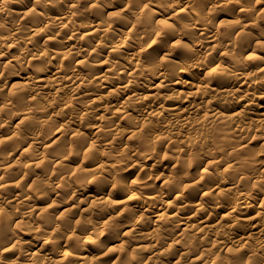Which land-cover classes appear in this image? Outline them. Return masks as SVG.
<instances>
[{"label":"bare ground","instance_id":"bare-ground-1","mask_svg":"<svg viewBox=\"0 0 264 264\" xmlns=\"http://www.w3.org/2000/svg\"><path fill=\"white\" fill-rule=\"evenodd\" d=\"M83 1L87 3L80 7L79 0H0V82L7 79L10 84L8 96L3 100L0 84V109L20 106L14 115L18 123L26 122L24 133L11 129L0 137L1 144L18 140L24 143L19 150L3 153L0 149V174H9L0 179V207L6 205L12 208L10 213H15L11 221L0 219V228L18 224L21 213L27 210L38 220L45 213H53L57 207L54 198L66 181L62 176L55 191L48 187L51 179L60 176L57 169L70 168L69 176L85 166L91 171L98 170L99 164L93 163L89 155L94 154V146L101 141L104 148L99 151V159L106 156V164L114 163L107 155L109 149L113 153H129L136 160L139 167L136 175L120 178L143 179L151 169L156 179L148 183L155 187L141 190L134 186L132 192L142 194L143 199H133L132 193L115 184L107 183L101 188L96 187L94 180L92 186L78 184L80 188L74 190L68 206L55 216L59 220L70 214L79 220L91 210L92 204L102 202L98 207L107 216L101 219L99 212L91 218L99 227V241L88 239L93 234L92 224L77 226L66 240L59 245L50 244L49 248L34 240L32 234L22 232L29 238L26 241H31L23 245L32 258L31 264H107L113 259L101 249L107 239L128 249L126 262L121 252L114 259L123 264H147L143 261L146 256L155 259L154 264H166L164 261L171 260L170 251L177 249V260L172 264H241V260L264 264V191H261L264 184L255 185L260 173H264V162H260L258 170L252 162L264 157V32L247 35L246 27H253L256 21L239 19L236 13H231L232 7L243 8L236 0H195L190 5L184 3L189 0H181L171 7L168 6L171 0H126L145 3L140 10L113 7L107 14L96 11L103 9L99 0ZM261 1L254 0V5ZM162 2L165 9L151 8ZM219 7L231 17L224 22L227 26L224 32L220 31L223 28L220 24H215ZM116 12H120L115 14L120 19L113 22ZM173 15L182 17L179 27L171 22ZM201 16L207 19L202 20ZM185 25L189 27L185 29ZM51 29L54 31L50 32ZM179 29L200 38L194 52L177 46L181 41L175 30ZM243 35L250 43H243ZM37 41L44 47L38 46ZM182 42L192 44L189 35H184ZM103 49L107 54L97 59ZM240 59L246 67L236 65ZM172 63L181 66L178 74L170 67ZM220 68L224 71H219ZM166 70L171 73L168 79L163 75ZM134 79L140 81L136 88ZM105 87L113 89L102 91ZM202 89L211 91L202 95ZM221 97L225 98L224 103ZM226 106L233 109L226 111ZM4 122L3 119L0 125ZM43 123L50 126L49 130L40 129ZM121 123L126 127L120 126ZM83 129H89L90 135ZM81 136L89 138L81 156L69 145L67 155L54 159L53 152L63 142ZM212 136L221 148L207 146ZM123 138L125 145L116 144ZM258 139L262 141L253 149L250 144H259L255 143ZM178 141L182 151L174 156ZM148 144L156 145L151 158L137 156L138 145ZM200 148L212 152L191 167L193 174L198 173L203 179L198 183L184 180L182 190L169 185L168 178L183 171L179 158L188 149ZM162 151L170 155L157 162L155 153ZM21 153L29 156L24 166L15 160ZM168 159L172 166L159 167ZM141 161L145 171L138 165ZM208 164H221L226 182L216 175L217 170H208ZM48 166L52 167L50 171ZM25 168L27 175L42 170V175L34 179L30 195L21 192ZM46 171L48 183L37 189L38 178L43 179ZM241 173L253 176L252 194L241 195L234 210L237 184L247 191L241 183ZM11 176L15 181L7 179ZM42 191H48L49 198L39 199ZM2 192L15 193L5 197ZM112 193L123 197L119 206L118 201L105 197ZM161 194L163 199L159 198ZM112 206L117 207L110 214ZM135 209L137 214L132 217ZM160 220L172 224L162 225ZM109 221L120 223L112 237L106 238L105 225ZM81 234L87 239L82 247L73 239ZM90 247L100 249L90 256ZM200 247H207L205 255ZM3 252L14 257H3ZM18 255L11 246L0 251L7 264H18Z\"/></svg>","mask_w":264,"mask_h":264},{"label":"clouds","instance_id":"clouds-1","mask_svg":"<svg viewBox=\"0 0 264 264\" xmlns=\"http://www.w3.org/2000/svg\"><path fill=\"white\" fill-rule=\"evenodd\" d=\"M17 2H21V0H17ZM181 0H171V3L168 5L169 7L173 5L180 4ZM190 3H195V0H189ZM202 20H206L207 17L201 16ZM189 25H185L184 28L187 29ZM152 31H156V29H153ZM179 34V39L181 43H179L177 46L184 48L190 52H194V47L197 41L200 40L199 37H196L183 29L175 30ZM146 35L148 33H145ZM189 35L190 39L192 40V44L183 43V36ZM231 54V53H230ZM196 55H199V53H196ZM203 58V57H202ZM236 65L241 67H246V64L244 63L243 59L236 60ZM170 67L174 70L175 73H179L182 69L180 65H177L175 63H172ZM219 71H224L223 68H220ZM190 74V73H189ZM165 79H168L171 73H169L167 70L163 73ZM210 83V81H209ZM165 87H168V85H164ZM210 89H202L201 94H205V92H210ZM173 95H176L173 93ZM228 95L234 96V93H228ZM159 98V94L158 97ZM168 97L165 96V99ZM221 103L225 102V98L221 97ZM240 99H243V97H240ZM230 103V102H229ZM110 135V133H109ZM88 137H79L76 141H67L63 142L62 146L59 147V149L55 152H53L54 159H62L63 156L67 155V148L69 145H72L74 147V150L77 155H82L83 152L87 149V141ZM156 145L154 144H148L145 145H138V148L140 151L137 153V156L143 155V159L151 158L153 150L155 149ZM195 144H193V148H195ZM176 151L173 153V155H178L180 151V145L179 141L177 142L175 146ZM171 151V149H170ZM189 153H191L189 155ZM107 155L114 161L113 164H106L101 163L99 159V148L94 146V154L89 155V159L93 160V163L99 164V168L96 171H93L89 173L88 175H84L85 169H80V174L75 178V182L80 184L83 187H87L89 180H94L96 182V187L101 188L107 183L115 184L117 187L125 190L128 193H132L133 199H143L142 194H136L133 193V187L138 185L141 190L148 189V188H154L155 184L148 183L149 180H155L156 177L153 175L151 169H148L146 172V175L143 179H140L137 177L135 180L127 181L120 177V173L124 171V169L131 163L133 166H135L136 160L133 159V157L129 153H119L118 151L113 153L111 149H109ZM212 152L211 150H207L204 148L197 149L196 151H193L192 149H188L185 151L184 156L179 158L180 166L183 169L182 173L180 175H174L170 178H168L169 185L174 184L177 188L183 189L184 188V180H191L195 183H198L199 180L203 179V177H200L199 174H193L191 171V167L193 164L201 163L204 161V157L211 156ZM161 153L157 152L155 153V159L157 162H159ZM213 159L215 157L213 156ZM54 162L53 161H50ZM255 163H260L259 161H256L253 159L252 161ZM141 171L144 170L143 162L140 163ZM50 171V169L48 170ZM235 172L236 169H233ZM71 173V169L67 168L66 166L61 169H57L58 175H69ZM208 175H212L211 173H208ZM216 175L221 179L222 182H226L227 177L222 171H217ZM243 176V180L241 183L243 184L244 188L247 189V191H242L240 184H237L236 190L234 192V198L236 201L235 207L239 205V197L241 195L244 196H251V189L253 187L252 181L253 176L246 175L241 173ZM235 183V179L233 181ZM47 181V171L45 173V177L43 179H39L37 181L36 188L41 189L46 184ZM261 184H264V173H260V179L256 180L255 185L259 187ZM52 190L55 191V186H52ZM60 190L62 195L60 196V203L67 202L69 199H71L75 195V191L73 189V183L69 181H65L61 186ZM261 191H264V187L261 188ZM182 194V192H181ZM227 195V194H225ZM39 199L45 200L49 198V192L48 191H42L39 196ZM160 199H163V196L159 197ZM216 199V198H214ZM102 202H97L96 206H99ZM94 206V207H96ZM30 207V206H29ZM203 208L204 206L201 205ZM128 211H132L131 209H128ZM14 212H8L5 207H0V219L2 218H8L11 221V218L14 217ZM21 219L18 224H11L7 228H0V251H3L7 249L9 246L14 247L19 255L17 256V262L18 264H31V256L29 253L25 252L23 250V245L25 243H31V241H25L18 235V230L20 232H27L29 234L33 235V239L39 242H43L44 244L51 243L52 245H59L62 241L66 240L70 234H73L76 230L77 226H83L92 224L93 226V234L92 236H89L88 239L95 238L97 241H99L100 238V230L98 225L93 224L90 216L87 218H84L83 220H73L70 218V214H66L64 217L60 218L59 220L56 218L54 213H45L40 216L39 220H37L34 216V213L30 210L24 211L21 213ZM135 239V237H133ZM73 239L79 246H83L85 237L83 236H74ZM0 264H7L6 261L3 260L2 257H0ZM241 264H251L250 261H244L241 260Z\"/></svg>","mask_w":264,"mask_h":264},{"label":"rangeland","instance_id":"rangeland-1","mask_svg":"<svg viewBox=\"0 0 264 264\" xmlns=\"http://www.w3.org/2000/svg\"><path fill=\"white\" fill-rule=\"evenodd\" d=\"M101 3H102V5H103V9L102 10H96L97 12H100V13H103V14H107L108 12H110V11H112L113 10V7H117V8H123L124 6L126 7H129L130 9H132V10H140L143 6H142V4L143 3H145V2H143V1H141L140 3H138V4H136V3H134V2H130V3H127L126 2V0H121V1H116V0H99ZM236 1H240L242 4H243V8H238V7H232V10H231V13H236V16L239 18V19H243V18H246L247 19V21L248 20H255L256 21V24H254V26L253 27H246L247 29H246V32H247V35H250V36H253V35H255V34H257L258 32H261V31H263L264 32V0H262L258 5L256 4V5H254V0H236ZM87 2L86 1H83V0H79V2H78V6H84L85 4H86ZM185 4H187V5H190V2H184ZM144 5V4H143ZM165 4L162 2V4H156V6H152L151 8H154L155 10H161V9H165V6H164ZM250 6V9H249V11H248V7ZM239 10H241L240 11V13H238L237 14V11H239ZM216 18H215V24L217 23V24H220V27H223L220 31L221 32H224V31H226V29H227V26L224 24V22H225V20L227 21V20H230L231 19V17H230V14H226V12L221 8V7H219V8H217V10H216ZM118 13H120V12H116V13H114V15L112 16V21L113 22H116V21H119V19H120V16L119 15H115V14H118ZM2 18V17H1ZM181 18L182 17H178L177 18V16H172V20H171V22H176V24H177V26L176 27H179V24L182 22L181 21ZM0 21H2V19H0ZM162 27H164V26H162ZM162 27L161 26H159V28L160 29H162ZM164 30H165V28H164ZM164 30H162V31H164ZM50 32H52V31H54L53 29H51V30H49ZM48 31V32H49ZM246 35H243V43H250V39L249 40H247L246 38ZM37 43H38V46H40V47H44V44L43 45H41L40 44V41H37ZM105 50L103 49L101 52H99V54H98V56H97V59H101L104 55H106L107 54V52H104ZM2 61V60H1ZM85 68H87V66H84ZM190 72H188V74H189ZM176 74V73H175ZM187 74V75H188ZM180 76H181V74H180ZM186 78H187V76H186ZM135 80V83H134V86H133V88H136V87H138V85H139V82L136 80V79H134ZM6 81H8L7 79H3L1 82H0V84H3V88H2V96H1V100H3L4 98H6L7 96H8V93H9V86H10V84H8V82H6ZM5 83V84H4ZM107 87H105V88H103V90L102 91H109V89H113V88H111V87H109V88H107ZM0 100V101H1ZM1 106V105H0ZM27 106H32V107H36L35 105H27ZM227 107V106H226ZM233 109V106L232 107H227L226 109V111H228V109ZM18 109H20V106H15L14 108H12V109H10V110H1L0 109V123L2 122L3 123V119H4V121H6V126H5V124L4 125H0V137L1 136H3L4 134H6V133H8V131H10L11 129H13V130H15V131H17V132H20V133H24L25 132V130H26V122H19L18 123V118L14 115L15 114V112H18L19 110ZM231 110H229V112H230ZM35 117H37V114H35L34 115ZM30 120H33V118L32 119H30ZM44 125V126H43ZM120 126H122V127H126V124L125 123H121L120 124ZM42 127H44L45 129H48L49 130V128H50V126L47 124V123H43L42 125H41V127H40V129L42 130ZM74 128H76V127H74ZM82 132H85V134L88 136V135H90V133H89V129H83L82 130ZM230 139H231V137H230ZM69 140V139H68ZM89 140V139H88ZM231 140H233V139H231ZM71 141H76V138H72L71 139ZM235 141V140H234ZM244 141H247V140H244ZM261 141H262V139H258V140H256V142L255 143H259V144H255L254 145V143L253 144H250V146H253V149H256L257 147H258V145H260V143H261ZM123 143V145H125L126 144V142H124V138H123V140H118L117 142H116V144H122ZM125 143V144H124ZM130 144V143H129ZM96 147H98L99 148V151L100 150H103V143L101 142V141H99V143L97 142L96 143ZM22 146H24V143L21 141V140H18V141H14V142H11V143H9V144H1L0 143V149H1V151L4 153V152H7V151H11V149H18L19 150V148H21ZM207 146L208 147H214V148H217V149H219V148H221V146H220V143L219 142H217L216 141V139H215V137L214 136H212L211 137V140L209 141V143L207 144ZM114 149L116 150V149H118V145H114ZM169 156L170 155V152H168V151H162L161 152V156H160V158L162 157V156ZM81 156V155H80ZM106 157V156H105ZM105 157H101L100 159L104 162V160H105V162L107 163L108 162V160L106 161V159H107V157L105 158ZM16 159V161L17 162H19V164L21 165V166H24V164H25V162H27L28 160H29V156H28V154H26V153H21L20 154V157L19 158H17V157H15ZM258 159H259V162H261V161H263L264 162V157H258ZM104 162V163H105ZM168 162H170V159H168L165 163H163V164H159V167L161 166V165H163L164 167H168V166H172V163L170 162V164H168ZM76 165V164H75ZM138 165H140V164H138ZM131 167V168H129V169H127L126 170V168L127 167ZM125 169H124V171L123 172H121L120 173V175H129V176H131V178H133L135 175H136V173H137V170H138V166L137 165H135V166H133L131 163H129V165H128ZM87 167L88 166H85L83 169H85V173H84V175H88L89 173H91V172H93V171H91V170H88L87 169ZM209 169L208 170H210V169H214V171L215 170H221V168H222V165L221 164H208V166H207ZM259 168H261V164L260 163H255L254 164V169H256V170H258ZM47 169L49 170H51L52 169V167L51 166H48L47 167ZM27 171H28V169L27 168H25V175H24V177H23V185H22V187H21V192L22 193H24L25 195L26 194H29L30 195V193L32 192V190L34 189V186H35V181H34V179L35 178H37V176H39V175H42V170L41 169H37V170H35L34 171V174H32V173H29L28 175H27ZM14 173V172H13ZM80 174V170H78L75 174H72L71 176H69V175H67V176H65V175H60V176H58L57 178H53V179H51V181L49 182V184H48V187L49 188H52V186L54 185H56V183H58V181H59V179L62 177V176H64V177H66L65 179L66 180H69V182H72L73 183V189L74 190H76V189H79L80 188V186L78 185V183H76L75 182V178L78 176ZM3 177H9V174L8 173H5V174H0V179H2ZM118 178H120V177H118ZM130 178V177H129ZM7 179H11L12 181H15V179H13V176H11L10 178H7ZM92 184H93V180H89V182H88V185H91L92 186ZM46 189V188H45ZM18 191V190H17ZM15 192H2L1 193V196H5V197H8L9 195H11V194H14ZM62 195V193H61V191H58V194L56 195L57 197L56 198H54V196L52 195V198H54V202H56V204H57V207H55L54 209H53V213L55 214V215H58V214H60L68 205V202H63V203H60L59 202V200H60V196ZM108 200H112V201H118V202H116V204L119 206L120 204V201L123 199V197H120L119 198V196H116V194H111L110 196H105ZM87 204H89V202H87ZM83 206H85V205H83ZM94 206H96V204L94 203V204H92V208H91V210L90 211H88L86 214H83V216H82V218H80L79 220H82V219H84V218H87V217H89L90 216V218H92V217H94L97 213H99L100 212V218L102 219V218H104V217H106L107 215H105V214H101V208L100 207H98V206H96V207H94ZM113 208L111 209V213L110 214H113L115 211H116V207L117 206H112ZM6 210L9 212V211H11L12 210V208H10V207H6ZM137 214V210L135 209L132 213H131V216L132 217H134L135 215ZM70 218L71 219H73V220H77V221H79L78 220V218L79 217H75L74 215H72V216H70ZM38 220V219H37ZM118 223H120V222H112V221H109L108 222V224L107 225H105V229H106V234H107V236H106V238H111L112 237V234H113V232L114 231H116V229L118 228ZM111 224V225H110ZM160 224H162V225H171L172 224V222L171 221H166V220H160ZM111 226V227H110ZM109 229V230H108ZM19 231V230H18ZM22 232H19V234H21ZM121 234L123 233V232H120ZM85 234H87V233H85ZM85 234H81L80 236H83V237H85V240H87L86 239V235ZM22 235V234H21ZM123 235V234H122ZM121 235V236H122ZM23 240H28L29 238H28V236L27 235H22V237H21ZM127 240H128V238H127ZM105 242V243H104ZM102 244H101V249H102V251L104 252V251H106V256L107 257H109V258H113L112 260H109L108 261V263L107 264H123V263H121V262H116L114 259H116V256H117V254L119 253V252H121V254L123 255V259H124V261L126 262L127 261V255H128V249H126V248H121V247H118V242H116V241H113V242H110L108 239H107V241H104ZM50 244L51 243H48V244H46V247L47 248H49L50 247ZM24 245H26V244H24ZM88 246H89V244H87ZM73 248V247H72ZM44 249H46L45 247L43 248V250ZM74 249V248H73ZM90 253H89V255L90 256H92V255H94L95 254V252H96V250H98V249H100V247L99 248H91L90 247ZM200 249V251L205 255L206 253H207V247H200L199 248ZM43 250H41V251H43ZM178 249L177 250H175V251H170V255H171V260H170V262H166V261H164V263H166V264H172L174 261H176L177 260V256H178ZM1 255L3 256V257H14V256H11L12 255V253H10V252H3V253H1ZM70 261H76L75 259H71ZM143 261L145 262V263H147V264H154V263H156L157 261L155 260V259H151V258H148V256H146V257H144L143 258Z\"/></svg>","mask_w":264,"mask_h":264}]
</instances>
